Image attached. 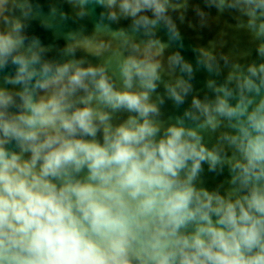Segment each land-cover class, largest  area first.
Here are the masks:
<instances>
[{"label": "clouds", "instance_id": "1", "mask_svg": "<svg viewBox=\"0 0 264 264\" xmlns=\"http://www.w3.org/2000/svg\"><path fill=\"white\" fill-rule=\"evenodd\" d=\"M67 2L77 18L104 11L93 35L67 34L63 52L73 58L57 60L25 31L32 0H0V72L11 68L2 78L14 86H0V264H264V0H206L236 14L259 41L260 62L233 65L223 84L209 81L215 101H192L204 117L197 127L184 118L162 126L150 102L166 47L155 29L178 39L169 12L186 9L187 0ZM50 13L68 16L56 7ZM105 19H129L149 39L130 43ZM104 33L130 47L117 58L121 88L108 62L74 58L78 48L103 55L111 47ZM198 51L212 71L213 54ZM169 67L192 73L178 52ZM165 87L178 104L190 90L183 77ZM115 111L131 115L113 124ZM185 117L199 120L191 111ZM219 118L233 129L222 137L231 155L207 147L198 131L215 130ZM204 164L212 172L227 167L223 194L197 186Z\"/></svg>", "mask_w": 264, "mask_h": 264}, {"label": "water", "instance_id": "2", "mask_svg": "<svg viewBox=\"0 0 264 264\" xmlns=\"http://www.w3.org/2000/svg\"><path fill=\"white\" fill-rule=\"evenodd\" d=\"M182 2V0H181ZM33 16L27 21V32L29 38L38 37L41 44L49 49L47 56L49 58L64 60L73 57L66 56L63 52L66 44L69 42L67 34L69 32L82 33L91 36L96 31V25L100 22V13L104 11L96 7L94 12L84 18H77L74 9L67 0H32ZM52 7L62 10L68 14L67 19H61L59 14L53 17L50 13ZM197 9L203 11L205 15L201 17ZM19 15V13H16ZM149 15H151L149 13ZM169 15L174 22L179 33L178 39H172L168 30L159 25L155 29V37L166 45L161 56L160 80L157 81V88L150 93V102L155 103L159 108V115L153 119L166 127L175 123L177 118H184L186 126L197 127L199 122L204 119L199 111L193 108L194 98L202 102H214L216 93L209 86V81H214L216 85L223 84L229 72L233 71V65L239 64L246 67L251 62H260L257 55L256 46L259 41L253 39L251 33L244 27L238 26L235 13L218 12L216 8L209 7L206 0H187V8L178 11H170ZM46 23L50 26H46ZM103 24L108 25L111 30L124 29L130 37V43L136 42L143 46V43L149 39L142 31H133L131 20L119 19L110 22L107 19ZM101 38L110 41L111 47L97 57L89 54L82 48H78L74 58L83 59L85 66L89 63L99 65L108 62V73L113 78L117 88H121V82L117 67V58L122 54L128 55L130 47L123 45L122 39L113 38L104 33ZM199 49H205L213 54V70L209 71L204 64L198 62L200 59ZM179 53L183 60L192 66L191 75L183 73L176 68L169 67V57ZM11 68L0 72V86L12 88V85H5L3 75L10 73ZM178 77H183L189 84L190 90L184 96L183 103H177L165 87L168 83H173ZM18 87V86H16ZM138 87V86H137ZM235 103V101H231ZM191 111L199 116L198 121H193L185 117V113ZM131 115L127 111L112 112V123L119 124ZM221 119V124L215 129H199L203 137L204 144L212 148L221 147L228 154H232V149L228 146L226 140L222 137L225 133H231L233 129L228 126V121ZM230 179L227 167L223 172H212L208 170V165H203V171L198 177L197 186L206 187L209 190L217 189L223 194L228 188Z\"/></svg>", "mask_w": 264, "mask_h": 264}]
</instances>
